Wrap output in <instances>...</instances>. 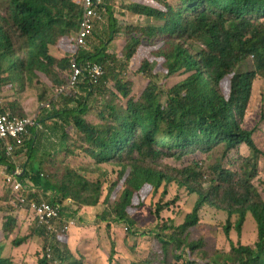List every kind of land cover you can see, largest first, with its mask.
Instances as JSON below:
<instances>
[{"label": "trees", "instance_id": "trees-1", "mask_svg": "<svg viewBox=\"0 0 264 264\" xmlns=\"http://www.w3.org/2000/svg\"><path fill=\"white\" fill-rule=\"evenodd\" d=\"M82 3L0 0V99L7 100L13 114L35 117L39 104L56 102L59 88L70 81L73 58L84 66L99 63L105 68L102 76L81 75L42 120L61 133V151L77 155L69 143L72 139L93 160L90 165L65 164L61 173L45 176L43 163H31L39 129L34 127L15 153L27 151L30 156L23 177L41 190L55 192L49 200L53 203L70 199L80 207H96L105 197L111 204L103 218L126 222L129 229L151 201L160 215L171 204L164 200L172 188L179 193L175 202L184 195L192 200L193 209L181 222L167 218L160 226L147 259L134 256L132 264H264V195L256 184L263 175L264 143L258 139L260 129L245 126L252 100L256 103V81L264 80V0H136L125 10L157 23L128 27L116 19L115 1L104 0L102 17L86 46L78 49L75 37L83 20ZM122 33L125 45L116 52L112 44ZM141 51H148L142 59ZM250 60L254 68L243 70ZM134 61L141 62L140 72L148 79L140 94L122 74ZM179 73L184 76L168 86ZM262 95L257 99L264 103ZM27 109L34 114L28 115ZM6 112L0 101V114ZM8 143L0 138L5 176L15 169ZM244 145L249 153L240 154L234 167L227 166L226 158ZM173 159L191 161L180 166ZM111 169L117 176L106 195ZM88 172L99 179L90 180ZM6 184L10 190L8 204L1 209L5 216L0 264H14L5 248L18 226L14 212L24 203L23 193L7 179ZM30 198L45 200L40 194ZM205 207L227 213V237L234 227L242 234L247 219L253 217L258 240L251 245L232 241L230 251L218 248L219 230L204 222ZM36 226L34 232L46 241L38 264H73L68 261L77 258L69 248L70 233L54 234V256L49 258V237L37 222ZM30 237L19 236L13 244L20 246ZM116 247L113 240L110 261Z\"/></svg>", "mask_w": 264, "mask_h": 264}, {"label": "rangeland", "instance_id": "rangeland-1", "mask_svg": "<svg viewBox=\"0 0 264 264\" xmlns=\"http://www.w3.org/2000/svg\"><path fill=\"white\" fill-rule=\"evenodd\" d=\"M114 14L117 20H119L125 27L131 25H150L155 24V20H150L148 18H143L140 16L132 15L127 10L125 6L132 4L136 0H114ZM175 2L176 0H169ZM126 35L123 33L116 36L115 41L112 44V50L119 52L125 45ZM197 47H202V42L196 43ZM148 51H141L138 53V56L142 59L145 57ZM141 63V62H140ZM140 63L134 61L133 64L128 66V69H123L122 74L125 75L128 81L134 82V92L140 94L142 90L148 83V79L140 72ZM254 68L253 62L250 60L243 65L242 69H252ZM124 72V73H123ZM184 76V73L175 74L168 80V86H172L180 78ZM264 80L256 81L255 85V95L257 98H260V95L264 93ZM57 95V94H56ZM0 96H3V93H0ZM263 96V95H262ZM256 98V103H251L250 108L247 111V116L245 120V126L249 129H260L261 134L259 142L264 143V120L262 119L263 102H259ZM1 105L6 108L7 111L11 112L9 106L7 105V100L0 99ZM53 103V109L59 103L57 100ZM50 103V102H47ZM41 104L38 106V111L41 109ZM53 109L51 111H53ZM49 109L42 112L41 123L38 129V135L35 138V148L37 152L35 153L36 157L32 160L31 163L36 162L37 164L43 163V172L46 176L50 172H59L61 173V168L65 164H69L73 167L79 165H90V162L93 161L89 159L87 155L81 153L77 149V145L74 140H70V146L75 149L77 155H70L67 151H61V133L48 125V123L42 122L43 115L44 117L51 112ZM28 115H33L35 111H30L27 109ZM70 132H74V128H70ZM18 151V150H17ZM16 153V152H15ZM249 148L244 145V149H239L238 151L232 152L226 158V165L231 167L237 164V160L240 154H248ZM14 163L16 166H19L22 171H25L24 166L29 162L30 156L27 151H24L20 154L12 155ZM63 160L64 163L60 164ZM201 160V159H200ZM191 159H185L183 161L172 160L173 164L180 166L187 165ZM108 167V166H107ZM261 170L263 175L256 179V184L261 189L264 195V161L261 164ZM5 171L0 174V240H3L2 226L5 212L1 210L6 208L8 201L7 192L10 190L6 184ZM86 176L93 181V179H99L98 174H89L86 173ZM117 176V173L112 169L108 173L109 181L105 183V194L107 195L111 180ZM24 180V178H21ZM44 190V188H43ZM45 191V190H44ZM52 191V190H51ZM53 193V192H52ZM55 193V192H54ZM182 193V192H181ZM183 194V193H182ZM53 195L51 194H42V197L49 201ZM179 196L177 193V188H172L169 193V196L164 200V202H171L169 206H165L160 215H156V208L148 206L145 210H142L139 217L138 223L133 225L132 228L127 229V223L120 222L118 219L112 220L110 216L103 218L104 210L108 209V206L111 204L110 201H107L104 197L98 206L88 207L87 210H84L83 206H78L74 203H70V200H66L63 204L65 206L66 212H69L76 221L77 225L74 226L70 233L72 239L74 237L75 247L73 251L76 253L77 258L68 259L69 263L76 264L75 262H83L82 264H132L131 259L134 256H137L139 260H146L149 256L150 251L153 248L155 242L156 232H159L160 226L166 221L167 218H175L177 222H181L185 214L193 209V201L190 200L187 196H183L181 199L175 202V197ZM78 209V210H77ZM81 212L79 213V210ZM6 211H10L7 209ZM179 215H177V213ZM18 217V226L15 231L8 238L6 242L5 253L13 258L14 264H38L39 259L44 254V247L46 241H44L39 235H36L34 232L37 229L35 219L28 208L24 206L17 213L14 212ZM202 215V214H201ZM203 220L209 224H215L219 230L217 236L218 248L226 251H230L231 242L238 244L241 242L245 245L255 244L258 240V227L253 219L249 217L245 223L242 234H239L237 229L234 227L231 231V237H227L224 228L228 223V215L225 212L218 211L212 207H205L203 211ZM232 222L235 224L236 217L232 218ZM109 223H112L109 227ZM108 225V229L106 228ZM111 231L109 233L108 231ZM34 232V234H33ZM30 235L31 237L22 245L15 246L13 241L19 236ZM70 239V237H69ZM113 240L117 241L116 253L112 261L109 260L110 255H112V243ZM69 241V240H68ZM70 246V241H69ZM50 248L49 241L47 242V250ZM72 251L71 247H69ZM72 251V252H73ZM82 261H78V260ZM57 264H61V261H56ZM67 262V261H66ZM65 262V264H66Z\"/></svg>", "mask_w": 264, "mask_h": 264}, {"label": "built area", "instance_id": "built-area-1", "mask_svg": "<svg viewBox=\"0 0 264 264\" xmlns=\"http://www.w3.org/2000/svg\"><path fill=\"white\" fill-rule=\"evenodd\" d=\"M82 6L84 10L83 20L80 30L75 37L78 49L86 46V41L92 34L97 19L102 17L101 12L104 6V0H83ZM73 64L74 69L70 81L67 86L64 85L59 88L57 101L62 95L66 94L67 88L75 87L78 84L81 75L102 76L105 73V68L99 63H88L84 66L82 61L78 62L76 58H73ZM40 106L41 110L37 112L35 117H21L9 111L0 114V138L9 139L7 145V154L9 156H12L18 147L24 145L27 136L31 135V128L39 127L41 113L46 109H53L51 102L41 104ZM22 172L21 168L16 166V169L7 175L6 179L13 185L17 192L24 194H21L24 205L32 210L39 226L44 228L49 236L52 237L54 234L61 235L62 233L68 232L77 224L74 218H66L63 216L64 208L61 204L49 201L40 202L30 198V195L39 193V187L29 180L21 179L20 175ZM48 256H52L51 247L48 249Z\"/></svg>", "mask_w": 264, "mask_h": 264}, {"label": "clouds", "instance_id": "clouds-1", "mask_svg": "<svg viewBox=\"0 0 264 264\" xmlns=\"http://www.w3.org/2000/svg\"><path fill=\"white\" fill-rule=\"evenodd\" d=\"M143 18H145V17H143ZM47 110V109H46ZM8 112V111H7ZM41 121V120H40ZM39 121V122H40ZM41 123V122H40ZM19 148V147H18ZM17 151V150H16ZM15 151V152H16ZM15 154V153H14ZM9 156V155H8ZM10 157H12V156H10ZM13 158V157H12ZM24 168H25V171H23L22 172V174L20 175V178H24L25 180H28V179H26L25 177H23L24 176V174L26 173V165L24 166ZM15 169H16V165H15ZM14 171V170H13ZM0 174H1V172H0ZM7 175H9V174H6V176H5V179H6V177H7ZM30 181V180H29ZM34 183V182H33ZM37 185V184H36ZM38 187H39V193L38 194H40V195H42L43 194V190H41V187L39 186V185H37ZM68 200H70V199H68ZM39 201V200H38ZM43 201H46V200H43ZM40 202H42V201H40ZM49 202H51V201H49ZM70 203H71V200H70ZM57 204H60V203H57ZM62 206H63V208H64V213H63V216L64 217H66V218H73L71 215H69V212H66V210H65V206H64V204L62 203L61 204ZM24 207L25 208H28V207H26L25 205H24ZM30 211H31V213H32V215H33V217H34V213L32 212V210L30 209V208H28ZM34 219H35V221L37 222V224H38V221L36 220V218L34 217ZM77 225V224H76ZM75 225V226H76ZM38 227H40L39 226V224H38ZM74 227V226H73ZM72 227V228H73ZM40 228H42V227H40ZM71 228V229H72ZM71 229L69 230V232L71 231ZM43 230L45 231V233L47 234V231L43 228ZM48 235V234H47ZM59 236H61V235H57V237H59ZM48 237H49V245H50V247L52 248V256L51 257H49V258H53V256H54V249H53V247H52V245H51V242H52V240H53V236L51 237V236H49L48 235ZM49 249V248H48ZM47 255H48V250H47Z\"/></svg>", "mask_w": 264, "mask_h": 264}, {"label": "crops", "instance_id": "crops-1", "mask_svg": "<svg viewBox=\"0 0 264 264\" xmlns=\"http://www.w3.org/2000/svg\"><path fill=\"white\" fill-rule=\"evenodd\" d=\"M5 168H6V165H4L3 163H1L0 162V172H4L5 171ZM53 191H51V190H43V194H51V195H53V196H55V193L53 192ZM87 208L88 207H84V210H87ZM78 210V209H77ZM81 212V209L79 210V213ZM69 237H70V239H69V241H70V247H71V249H72V251H73V249H74V247H75V244H74V237H73V239H72V235L71 234H69ZM73 253L75 254V256L77 257V255H76V253L73 251Z\"/></svg>", "mask_w": 264, "mask_h": 264}]
</instances>
